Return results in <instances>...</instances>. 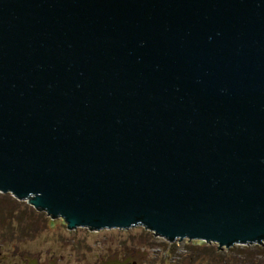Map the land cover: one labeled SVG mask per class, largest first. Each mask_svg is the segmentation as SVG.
Here are the masks:
<instances>
[{"label":"water","instance_id":"obj_1","mask_svg":"<svg viewBox=\"0 0 264 264\" xmlns=\"http://www.w3.org/2000/svg\"><path fill=\"white\" fill-rule=\"evenodd\" d=\"M0 192L264 244V0H0Z\"/></svg>","mask_w":264,"mask_h":264},{"label":"rangeland","instance_id":"obj_2","mask_svg":"<svg viewBox=\"0 0 264 264\" xmlns=\"http://www.w3.org/2000/svg\"><path fill=\"white\" fill-rule=\"evenodd\" d=\"M19 206L24 215L6 214ZM0 210V264H264V244L171 242L141 225L70 230L12 193H1Z\"/></svg>","mask_w":264,"mask_h":264},{"label":"trees","instance_id":"obj_3","mask_svg":"<svg viewBox=\"0 0 264 264\" xmlns=\"http://www.w3.org/2000/svg\"><path fill=\"white\" fill-rule=\"evenodd\" d=\"M6 194V193H5ZM0 195H1V192H0ZM3 195V194H2ZM20 204H22V203H20ZM23 205V204H22ZM25 212L26 211H24L23 209H21L20 208V206L19 207H13V208H11V209H9L7 212H6V214H15V215H17V217H18V215H24L25 214ZM0 213H2V214H4L3 213V211L2 210H0ZM261 245H263V244H261ZM260 248H263L262 246L260 247Z\"/></svg>","mask_w":264,"mask_h":264}]
</instances>
